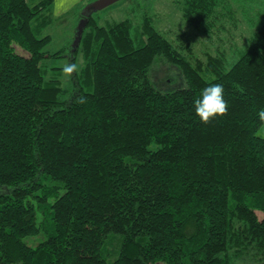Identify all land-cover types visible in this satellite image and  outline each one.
Returning <instances> with one entry per match:
<instances>
[{
	"label": "trees",
	"instance_id": "trees-1",
	"mask_svg": "<svg viewBox=\"0 0 264 264\" xmlns=\"http://www.w3.org/2000/svg\"><path fill=\"white\" fill-rule=\"evenodd\" d=\"M151 1L135 23L80 15L88 91L44 76L52 0H0V264H264V19L232 64L222 50L191 61ZM262 1L175 0L201 34L252 26ZM157 57L185 85L159 89ZM209 83L228 111L205 123L193 100Z\"/></svg>",
	"mask_w": 264,
	"mask_h": 264
},
{
	"label": "rangeland",
	"instance_id": "rangeland-1",
	"mask_svg": "<svg viewBox=\"0 0 264 264\" xmlns=\"http://www.w3.org/2000/svg\"><path fill=\"white\" fill-rule=\"evenodd\" d=\"M140 1V6L137 7L134 13L131 12L129 5L132 0H119L101 10L92 11L93 16L98 21L99 25H107L111 21H118L124 18H129L133 23L137 22L142 15L143 3ZM92 2V1H91ZM264 4V0L262 1ZM90 0H83L69 15H64L57 22L44 29L37 36L41 37L45 34L51 35V42L45 47V50L53 56L47 54L41 60L40 65L44 69L45 78H56L62 87L76 84L75 89L92 90L93 87L84 82L82 77V69L86 67L87 61L83 57V52H75L73 46L77 33L82 26V15L85 8L89 5ZM153 15V25L160 31L168 40L178 47H183L184 53L191 61L193 58L201 60L206 59V54H217V50L225 51L228 64H232L238 57V52H233L237 49H242L246 39L255 31L264 19V11L254 21L255 23L247 25L239 15L233 21H227L223 28L211 30V32L201 34L193 30L182 18L181 11L175 0H153L148 6ZM84 15V14H83ZM84 27V26H83ZM254 28V29H253ZM63 47V51L57 52ZM17 53L27 55V52L22 48L15 47ZM190 51V52H189ZM208 51V52H206ZM74 65L71 72H66L67 65ZM151 79L155 85L163 90L170 91L175 88L185 85L179 70L170 62L163 58H155L150 68ZM83 80V81H82ZM256 134L264 138V122L256 130ZM259 217L264 213L257 210ZM44 235L38 234L35 236H27L23 239L35 245L42 240Z\"/></svg>",
	"mask_w": 264,
	"mask_h": 264
},
{
	"label": "clouds",
	"instance_id": "clouds-1",
	"mask_svg": "<svg viewBox=\"0 0 264 264\" xmlns=\"http://www.w3.org/2000/svg\"><path fill=\"white\" fill-rule=\"evenodd\" d=\"M57 14L59 9L56 10ZM74 65H67L66 72H71ZM194 112L203 122H208L217 115H223L228 111V101L224 95V84L209 83L203 87L199 95L193 100ZM258 118L264 121V108L257 109Z\"/></svg>",
	"mask_w": 264,
	"mask_h": 264
},
{
	"label": "crops",
	"instance_id": "crops-1",
	"mask_svg": "<svg viewBox=\"0 0 264 264\" xmlns=\"http://www.w3.org/2000/svg\"><path fill=\"white\" fill-rule=\"evenodd\" d=\"M39 0H35L37 2ZM83 0H52L51 3V16H52V22L49 26L57 22L59 18L63 17L64 15H69L68 13H71L73 10L78 7ZM57 9H59L57 14ZM47 26V27H49ZM50 35V34H49Z\"/></svg>",
	"mask_w": 264,
	"mask_h": 264
},
{
	"label": "water",
	"instance_id": "water-1",
	"mask_svg": "<svg viewBox=\"0 0 264 264\" xmlns=\"http://www.w3.org/2000/svg\"><path fill=\"white\" fill-rule=\"evenodd\" d=\"M119 0H93L89 3V5L85 8L84 12H92L96 10H101ZM86 13V14H87Z\"/></svg>",
	"mask_w": 264,
	"mask_h": 264
}]
</instances>
